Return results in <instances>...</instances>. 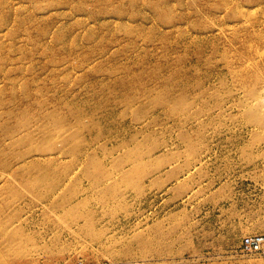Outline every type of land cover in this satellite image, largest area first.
<instances>
[{
	"label": "rangeland",
	"instance_id": "rangeland-1",
	"mask_svg": "<svg viewBox=\"0 0 264 264\" xmlns=\"http://www.w3.org/2000/svg\"><path fill=\"white\" fill-rule=\"evenodd\" d=\"M264 0H0V264H264Z\"/></svg>",
	"mask_w": 264,
	"mask_h": 264
},
{
	"label": "built area",
	"instance_id": "built-area-1",
	"mask_svg": "<svg viewBox=\"0 0 264 264\" xmlns=\"http://www.w3.org/2000/svg\"><path fill=\"white\" fill-rule=\"evenodd\" d=\"M240 249L245 256H264V234L244 238Z\"/></svg>",
	"mask_w": 264,
	"mask_h": 264
}]
</instances>
